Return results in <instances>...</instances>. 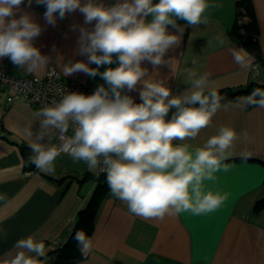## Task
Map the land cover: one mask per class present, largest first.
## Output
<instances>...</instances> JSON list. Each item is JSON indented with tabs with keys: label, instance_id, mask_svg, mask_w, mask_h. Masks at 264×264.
<instances>
[{
	"label": "clouds",
	"instance_id": "obj_1",
	"mask_svg": "<svg viewBox=\"0 0 264 264\" xmlns=\"http://www.w3.org/2000/svg\"><path fill=\"white\" fill-rule=\"evenodd\" d=\"M24 0H0V58L7 57L19 69L32 74L48 66L49 57L42 55L33 45L41 34V26L32 14L24 12ZM33 0H27L31 7ZM43 5L44 20L55 26L57 19L79 11L91 30L79 27L78 52L88 63L69 61L64 64L65 76L82 72L89 77L100 76L104 84L91 95L66 92L52 106L40 109L36 116L40 130L35 134L31 126L25 129L32 155L29 162L41 172H54V161L66 153L74 161L84 162L90 171L104 173L110 194L126 203L128 210L145 219L163 220L166 215L191 212L206 215L215 212L228 199V193L205 190V181H214L217 172H229V159L236 131L221 126L217 134L207 139L202 147L191 148L186 143L174 141L195 139L201 129L211 123L212 117L222 107L223 99L210 84L208 73L185 69V91L172 96L162 80L148 75L141 67L147 61L153 68L169 64L165 54L178 47L181 36L167 31L168 26L183 28L177 20L196 27L206 23L204 13L210 7L208 0H116L105 6L98 0H35ZM17 13H20L17 18ZM150 17V19H149ZM223 47L225 39L215 37ZM234 62L245 71L253 68L254 57L244 49L232 51ZM115 57V59H114ZM117 63L115 68H99ZM195 64V60L192 61ZM95 64L97 67H89ZM141 102L124 93L136 90ZM237 107L264 108V89L255 88L241 98ZM172 112L170 118V110ZM72 135H67L69 129ZM56 130L59 146L46 145L51 139L49 130ZM247 132L244 133L247 138ZM250 153H242L247 160ZM5 195L0 194V200ZM81 255L92 249V240L84 230L74 236ZM14 255L5 253L0 264H38L47 249L42 241L31 236L17 240Z\"/></svg>",
	"mask_w": 264,
	"mask_h": 264
},
{
	"label": "crops",
	"instance_id": "obj_2",
	"mask_svg": "<svg viewBox=\"0 0 264 264\" xmlns=\"http://www.w3.org/2000/svg\"><path fill=\"white\" fill-rule=\"evenodd\" d=\"M238 0H208L210 7L204 13L206 23L188 26L178 19L177 25L167 31L181 36L178 47L170 48L164 59L169 64L153 68L147 61L141 67L148 75L162 80L172 96L182 94L187 87L185 69L208 73L210 84L217 90L245 86L252 81L251 70L245 71L233 60L232 51L241 49L228 36L235 21V3ZM257 19L258 42L264 58V0H250ZM85 0H82V3ZM105 6L116 0H98ZM158 0H153V3ZM27 0L20 6L41 26V34L33 40L42 55L48 56L45 68L32 73L43 75L49 67L57 69L64 78L75 79L86 85L90 94L105 84L100 76L95 78L79 72L65 76L64 64L71 61L88 63L87 57L78 52L79 27L91 30L79 11L57 19L55 26L48 25L43 17L45 7L35 0L27 7ZM20 13H17V18ZM150 19V17H149ZM72 25H77L75 31ZM225 39L218 46L215 37ZM243 49V48H242ZM245 50V49H244ZM246 51V50H245ZM247 52V51H246ZM248 53V52H247ZM251 56V55H250ZM252 57V56H251ZM115 59V57H114ZM195 60V64L192 61ZM117 63L99 68H115ZM19 75H31L12 64L9 58H0V68ZM89 67L96 68L95 64ZM258 84H264V66L258 64ZM124 93L140 103L139 90ZM7 91L0 89V258L5 253L14 255V243L31 236L42 241L45 248L53 249L63 242L75 221L77 211L89 199L95 185L97 171H90L84 162L61 153L54 161V172H41L29 166L27 152L35 136L28 137L25 129L31 126L35 134L40 130L38 110L23 100L8 102ZM245 96L226 103L212 117L208 127L201 129L195 139L174 141L186 143L191 148L202 147L209 137L217 134L221 126L233 128L238 136L231 156L224 163L231 165L229 172L215 174L214 181H205V190L228 193V199L215 212L194 215L182 212L166 215L163 220L145 219L132 214L125 202L110 193L102 201L90 236L92 249L77 264H264V108L237 107ZM247 132V138L244 133ZM54 130H49L51 145ZM250 153L244 160L242 153Z\"/></svg>",
	"mask_w": 264,
	"mask_h": 264
},
{
	"label": "trees",
	"instance_id": "obj_3",
	"mask_svg": "<svg viewBox=\"0 0 264 264\" xmlns=\"http://www.w3.org/2000/svg\"><path fill=\"white\" fill-rule=\"evenodd\" d=\"M259 27L250 0H238L235 3V21L228 30L231 41L245 49L257 64L264 66V58L258 42ZM255 88L264 89V84H258L255 80L248 82L245 86L218 89L223 98L222 103L234 101L240 96H247ZM175 109L170 110L169 117ZM96 185L86 203L77 211L75 221L67 238L47 251L45 257H39L38 264H77L84 255H81L77 242L74 239L77 230H84L90 238L94 230L98 209L104 198L110 193L106 182V176L99 173L96 176ZM264 206V201L258 205Z\"/></svg>",
	"mask_w": 264,
	"mask_h": 264
},
{
	"label": "built area",
	"instance_id": "obj_4",
	"mask_svg": "<svg viewBox=\"0 0 264 264\" xmlns=\"http://www.w3.org/2000/svg\"><path fill=\"white\" fill-rule=\"evenodd\" d=\"M253 65L251 77L252 80H257L259 78L258 64L253 61ZM0 89L7 91L6 100L8 102L21 99L28 106H33L38 111L46 106H52L57 103L66 92H78L91 95L86 85L75 79L64 78L53 67H49L43 75L13 74L6 68L1 67ZM58 135V132L54 130L51 145L59 146L60 140ZM67 135H72L71 127Z\"/></svg>",
	"mask_w": 264,
	"mask_h": 264
},
{
	"label": "water",
	"instance_id": "obj_5",
	"mask_svg": "<svg viewBox=\"0 0 264 264\" xmlns=\"http://www.w3.org/2000/svg\"><path fill=\"white\" fill-rule=\"evenodd\" d=\"M26 155H27V159H28V161H29V157H30V152H27L26 153ZM32 165H34L33 163H31V162H29V166L31 167Z\"/></svg>",
	"mask_w": 264,
	"mask_h": 264
}]
</instances>
